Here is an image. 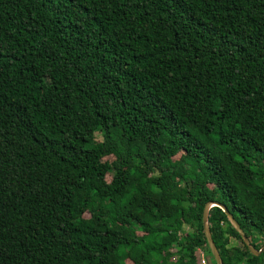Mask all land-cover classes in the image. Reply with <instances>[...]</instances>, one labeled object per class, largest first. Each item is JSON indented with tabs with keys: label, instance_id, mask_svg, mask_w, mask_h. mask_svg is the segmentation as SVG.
<instances>
[{
	"label": "trees",
	"instance_id": "16d2710c",
	"mask_svg": "<svg viewBox=\"0 0 264 264\" xmlns=\"http://www.w3.org/2000/svg\"><path fill=\"white\" fill-rule=\"evenodd\" d=\"M207 201L264 244V0H0V264H215Z\"/></svg>",
	"mask_w": 264,
	"mask_h": 264
},
{
	"label": "water",
	"instance_id": "95a60500",
	"mask_svg": "<svg viewBox=\"0 0 264 264\" xmlns=\"http://www.w3.org/2000/svg\"><path fill=\"white\" fill-rule=\"evenodd\" d=\"M212 206H218L220 207L223 212L226 214L228 221L230 224L234 227V229L238 232L239 236L241 237L243 243L246 245L248 250L253 254V255H259L262 252H264V244L259 248L256 249L249 241L248 237L244 233L243 229L240 227L239 223L236 221V219L233 217V215L228 211L227 207L219 202L216 201H207L204 204L203 207V212H202V226H203V232L207 241V245L209 247V250L211 252V255L213 257V260L215 264H224L223 260L220 256V253L214 243V240L212 238L211 232H210V227H209V221H208V212L209 209Z\"/></svg>",
	"mask_w": 264,
	"mask_h": 264
},
{
	"label": "built area",
	"instance_id": "2783aa9c",
	"mask_svg": "<svg viewBox=\"0 0 264 264\" xmlns=\"http://www.w3.org/2000/svg\"><path fill=\"white\" fill-rule=\"evenodd\" d=\"M196 251L199 258V264H210L206 252L203 248L198 247Z\"/></svg>",
	"mask_w": 264,
	"mask_h": 264
},
{
	"label": "rangeland",
	"instance_id": "374dc122",
	"mask_svg": "<svg viewBox=\"0 0 264 264\" xmlns=\"http://www.w3.org/2000/svg\"><path fill=\"white\" fill-rule=\"evenodd\" d=\"M106 160H111V158H105ZM110 178H111V175L109 174L108 176H107V179L108 180H110ZM126 217H124L125 219H129V218H131V215H130V213L126 210L125 211V214H124Z\"/></svg>",
	"mask_w": 264,
	"mask_h": 264
}]
</instances>
